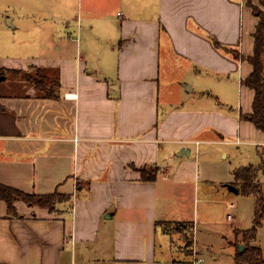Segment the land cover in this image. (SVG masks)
I'll list each match as a JSON object with an SVG mask.
<instances>
[{
	"label": "crops",
	"instance_id": "0c3cea01",
	"mask_svg": "<svg viewBox=\"0 0 264 264\" xmlns=\"http://www.w3.org/2000/svg\"><path fill=\"white\" fill-rule=\"evenodd\" d=\"M248 2L264 7L0 0V184L53 195L51 206L16 199L11 209L0 196V264H204L194 238L188 252L163 223L187 221L200 183L218 203L240 193L246 168L264 205V133L242 83L257 23ZM31 66L58 72L56 97L15 75ZM205 139L244 146L251 161L234 174L201 165ZM243 230L233 229L241 240ZM227 243L221 261L248 264ZM251 245L264 264V221Z\"/></svg>",
	"mask_w": 264,
	"mask_h": 264
},
{
	"label": "rangeland",
	"instance_id": "374dc122",
	"mask_svg": "<svg viewBox=\"0 0 264 264\" xmlns=\"http://www.w3.org/2000/svg\"><path fill=\"white\" fill-rule=\"evenodd\" d=\"M17 72L18 70L16 73ZM24 72L25 71H21V73H18V77L22 78ZM31 73H34V71L27 69L25 74L29 75ZM203 144L207 153L201 155V165L203 163L211 164L216 168H221V174H226L228 171L234 174L236 167L242 163L251 161L249 157L250 154L244 146L238 148L239 144L231 143L228 139L224 141L219 140L216 143H212L205 139ZM153 169V167L148 168L147 171L151 172ZM248 175V170L243 171L241 174L243 178ZM243 183L244 180H241L240 184L242 185ZM195 194L198 196L199 200L193 201ZM195 194L193 193L190 198L189 209L185 211L186 217H189L187 221L194 222V225L187 221L170 222L164 225V229L173 232V236H176V238L174 237L175 243L177 242L176 244L179 245L180 248L186 249L188 252L193 250L192 241L194 238L197 256L203 259L204 264L207 262L209 264H225L224 261L222 262L221 260L232 250L227 241L231 238L234 248L237 251L239 250V246H237V244L235 245V243L238 241L237 243L241 244L243 241L240 236L234 234L233 229L238 227L239 229L246 230L249 226L252 215L255 213L257 207L256 196L254 194H243L240 191L238 194L229 193L226 197L221 198L222 201L217 203L215 200L219 197L205 194L201 189V183L200 188L197 189L196 187ZM206 197H209L208 200ZM232 197L236 198V202L233 204L234 208H230L229 210L232 215H235V220L230 223L225 220L224 213L227 210L228 201ZM235 221L236 223H234ZM225 239H227V241ZM179 240H181V243L178 244ZM91 264H95V260H93Z\"/></svg>",
	"mask_w": 264,
	"mask_h": 264
},
{
	"label": "trees",
	"instance_id": "16d2710c",
	"mask_svg": "<svg viewBox=\"0 0 264 264\" xmlns=\"http://www.w3.org/2000/svg\"><path fill=\"white\" fill-rule=\"evenodd\" d=\"M264 5V0H260ZM249 7L254 15L257 16V23L255 29L252 33L253 36V51L250 55L245 56L247 61L251 64V72L242 79V83L247 85L253 90L254 97L252 102V111L248 114V118L263 131L264 133V7L260 8L251 2H248ZM236 56H239L235 53ZM33 70L34 73L25 74L26 70ZM22 74L24 80L33 82L37 88L43 90L47 96L56 97V92L59 87L58 72L54 69L31 66L27 68ZM22 70H18L15 74L21 73ZM145 167L140 168L142 176ZM241 171V170H240ZM247 171L246 168L241 171ZM239 177V171L236 173ZM145 176V175H144ZM150 177V176H149ZM244 183L241 185L240 191L243 194H254L256 195L257 207L254 213L253 225L242 232V241L244 243V248L241 251H237L235 254V260L237 262H247L248 264H262V254L258 246L251 245V242L255 240L257 228L262 225L264 221V205L262 202V197L260 189L250 176L242 177ZM250 180V181H249ZM0 196L4 198L7 203L8 209L12 208V203L16 199H22L30 203H39V205H53L51 199L53 195H36V194H26L21 190H17L8 186L0 184ZM62 196H57L60 198ZM164 224L170 222H163Z\"/></svg>",
	"mask_w": 264,
	"mask_h": 264
},
{
	"label": "water",
	"instance_id": "95a60500",
	"mask_svg": "<svg viewBox=\"0 0 264 264\" xmlns=\"http://www.w3.org/2000/svg\"><path fill=\"white\" fill-rule=\"evenodd\" d=\"M187 152H188V150H187ZM228 188L230 190H232L233 192H237V188L235 186H233V185H228ZM239 248H240V250H242L243 245L242 244H239Z\"/></svg>",
	"mask_w": 264,
	"mask_h": 264
}]
</instances>
